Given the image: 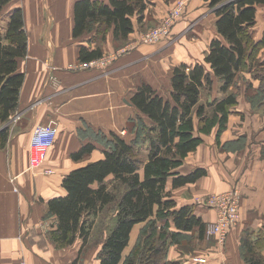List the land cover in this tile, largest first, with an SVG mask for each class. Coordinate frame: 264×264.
Instances as JSON below:
<instances>
[{
    "label": "crops",
    "instance_id": "crops-1",
    "mask_svg": "<svg viewBox=\"0 0 264 264\" xmlns=\"http://www.w3.org/2000/svg\"><path fill=\"white\" fill-rule=\"evenodd\" d=\"M25 1L28 4V0ZM77 1L51 0L50 3V0H43V16L40 13L38 16V0L34 4V7L39 6L37 15L34 9L26 8L23 0L18 4L25 11L28 53L18 63V70L25 74L19 108L8 123L0 124V264L21 261L75 264L73 245L58 249L48 237L46 225L52 223L55 228L57 223L56 217L48 213V202L66 195L63 180L71 171L104 157L99 137L108 138L110 132L127 140L134 137L128 129L135 127L141 114L131 96L140 84H150L163 94L160 88L163 74L168 73L166 87L171 89L169 66L200 62L201 52H207L211 41L218 37L216 15L210 19L202 8L201 28L196 29L197 36L191 41L183 40L182 44L172 46L142 45L116 55L106 69H78L79 48L88 46L90 36L73 37ZM189 1L201 7L209 5L207 0ZM152 3L155 4L154 18L159 21L167 10L166 3L164 0ZM149 12L147 8L142 24L149 22ZM135 24L136 30L129 41L142 31ZM186 25L185 21L179 22L174 31L179 33ZM251 33L257 43L255 56L261 79L252 72L241 73L237 80L239 82L244 76L249 78L248 89L245 85L237 95V104L219 140L215 128L203 137L204 143L177 170L181 175H188L196 169H204L206 175L195 184L174 190L169 184L178 206L192 205L195 214L207 225L216 221L217 212L203 200L237 188L241 193L239 222L230 229L225 240L206 236L199 240L197 237L195 250H185L182 244L187 241L173 245L168 254L171 261L202 264L195 263L192 258L203 256L206 264H264V111L262 108L263 112L253 111L246 98L249 95L247 97L264 105V82L261 81L264 80L263 4L257 7L256 24ZM116 51L111 33L104 44V54L113 55ZM48 123L58 128L56 143L46 151L40 165L32 168L30 140L33 129ZM5 127H8V136L3 140L1 129ZM89 143L95 146L94 151L75 161L72 155ZM140 225L143 224L132 231V240L136 237L133 232ZM177 247L182 248L181 252ZM193 250L195 255L190 254Z\"/></svg>",
    "mask_w": 264,
    "mask_h": 264
},
{
    "label": "trees",
    "instance_id": "trees-1",
    "mask_svg": "<svg viewBox=\"0 0 264 264\" xmlns=\"http://www.w3.org/2000/svg\"><path fill=\"white\" fill-rule=\"evenodd\" d=\"M207 1L216 15L218 37L211 41L204 62L176 66L169 97L150 84H140L131 96L141 114L138 120L144 121L135 125V130L139 126L136 136L127 140L115 134L113 140L107 139L104 157L71 171L63 180L66 195L48 202L49 215L57 219L48 237L56 248L64 249L80 240L82 250L92 238L96 218L110 205L116 207V223L103 242L99 264H181L169 260L170 245L185 240L192 244L193 234L199 240L205 238L207 224L195 214L192 205L179 207L172 191L195 184L206 171L196 169L181 175L177 170L215 128L219 140L237 104V95L231 93V88L239 75L259 72L257 43L251 29L256 24L257 7L264 5V0ZM9 3L10 0H0V14ZM146 6V0L77 1L73 37L90 36L88 46L79 48V63L103 57L104 44L111 33L114 47H124L135 31L134 18L142 24ZM2 20L0 124L8 123L19 108L25 74L18 70V63L28 53L23 10L15 8ZM214 79L220 82L222 96L202 102V92L211 91ZM7 136L5 127L1 137L5 140ZM99 139L102 142L105 137ZM142 143L143 149L139 147ZM94 149L91 143L85 144L72 158L80 161ZM109 179L114 181L113 187ZM170 183L173 190L169 189ZM139 224L145 225L142 240L124 257L132 231Z\"/></svg>",
    "mask_w": 264,
    "mask_h": 264
},
{
    "label": "rangeland",
    "instance_id": "rangeland-1",
    "mask_svg": "<svg viewBox=\"0 0 264 264\" xmlns=\"http://www.w3.org/2000/svg\"><path fill=\"white\" fill-rule=\"evenodd\" d=\"M35 1L36 0H28V4H27L26 1L23 0V3H24V5L26 6V8L28 10L32 11L34 9V11H35L34 15H37L36 9L39 8V6L38 7H34ZM38 1L40 2V8H39L38 16H39V13L43 16V14H45V12L43 13L44 8L42 7L43 0H38ZM152 1L153 0H146V4H147L146 9L149 8V10H150V12L148 13V16H147L148 20H149V22L147 23L148 25L146 23L138 24V18L136 17L134 19V22L137 23L139 28L142 30L140 35L137 38H132L130 41H128L125 44L124 47H122L120 49H117V51H116L117 54L115 53L113 55H110V54H106L105 53L103 55V57H101V58L102 59L106 58V59L110 60V62H108L105 66L104 65H100L98 63L97 66H92V67H88V68H82L81 67L82 63H80L78 65V69H82V70L90 69V68L106 69L115 61L116 55H118V54L122 55V54L127 53L128 51H130L132 49H135V48H138L139 46H142V45L153 46V45L162 44V45H165V46H172V45H175V44H178V43L182 44L183 40L191 41L192 39L196 38L195 36H197L196 29L197 28H201L200 25H199L201 16L199 17V15L201 14L200 10L202 8L205 9L204 10L205 12H207L205 14L206 16L210 17V19L212 17L215 18V16L213 15L215 13L213 12V9L209 5L208 6L207 5L206 6L203 5L201 7L200 4H198V5L191 4L189 0H185L186 1V8L184 10V13L181 16V18H179V20H177L176 23L173 24L170 36L167 39H164V40L162 39V40H160L158 42L146 44V43H144V38H145L146 34L149 33L151 30H155V28H158L159 26L162 25V23L165 20V18L170 14L172 8L175 6V4L179 0H164L165 3H166V6H167V10L164 13V16L159 21L154 18L155 4H153ZM154 1L156 2V0H154ZM157 1L159 2V0H157ZM19 3H21V0H10V3L4 8L3 12L0 14V24L1 25L4 24V22L2 20V18L4 17V14H6L10 10V8H12V10L15 9L16 7L17 8H21L23 10L24 18H25V11H24V9L22 7H20L18 5ZM50 3H51V0H50ZM39 20H40V22H42L43 21L42 17H39ZM155 21H156V23H155ZM182 21L187 22L186 28L184 30H182L181 32L178 31L179 33L175 32L174 31L175 26H177L178 23L182 22ZM207 22H209V21H207ZM25 26H26V22H25ZM135 30H136V25H135ZM27 36H28V34H27ZM163 43H165V44H163ZM206 53L207 52H205V51L201 52V56L198 59L200 62L202 61L203 56ZM101 58H100V60H101ZM195 63H197V61ZM195 63L189 62V63H186V65H190L191 66V65H194ZM182 64H185V63H182ZM169 67H170L169 68L170 74L172 75V71H173V69L175 67L171 66V65ZM246 72H251V71H246ZM252 74H253V76H256L257 78L261 79V76H259L258 72H252ZM167 76H168V73L167 74H163L161 76V84H160L161 87L160 88L163 91V95L166 96V97H169L171 89L168 90L169 87H166ZM51 78H52V76H50V80H52ZM238 78H240V75H239ZM247 80H249V78L247 79V78H245V76H244V79L239 80V82H238V80H236L235 85L231 88V93L233 92V93H235L236 95L239 96V94L242 93L243 88L245 87V85H246V87L248 89V83H247L248 81ZM243 81H244V83H242ZM261 81L264 82V80H261ZM219 85H220L219 80L214 79V83H213L211 91L207 90V91H203L202 92L201 101L202 102H208V101H212L216 97H221L222 94L219 92V87H220ZM247 96H249V95H247ZM247 96H246V98L250 102L253 111H256V112H259V111L263 112L264 111V108H263L264 105L261 104L259 100H254L252 97H247ZM261 108H262L263 111H261ZM195 120H196L195 122H196V126H197V124H198L197 119L195 118ZM142 122L144 123V121L140 122L138 120V122H136V124H139V123H142ZM48 124H51V123H48ZM135 128L136 127H134V128L131 127V128L128 129V130L132 131L134 136H136V134L138 133L139 126L137 125V129L136 130H135ZM58 133H59V131H58ZM115 134L122 137V135H120V134L110 132L108 138L105 137V139H103L102 145H106L109 140L110 141L113 140V137H114ZM107 139H108V141H106ZM140 139L142 140V137ZM139 147L141 149H143L145 147V145L142 143V144L139 145ZM44 156L45 155H43V157ZM109 185H110V187H113V185H115L114 181L113 180L111 181V179H109ZM120 191H121L120 188H118V192H120ZM115 209H116L115 205H110L104 211H102L100 213V215L96 218L95 224H94V228H93L92 238L89 240V243L87 244V246H84L82 248V250H81V241L80 240L76 241L75 245L72 246V248L74 249L75 254H76V260L74 261L75 264H96L97 262H99L98 257H99L100 251L102 249L103 242L106 240V237L111 232V230L114 228L115 223H116V211H115ZM50 225H52V223H50ZM144 226L145 225H140V227H137L135 229V232H133L134 235H136V237H135V239L133 237V240L131 239L129 246H128V248L126 249V251L124 253L125 254L124 257H126L127 255L132 253L134 248L137 246L138 242L140 240H142L141 237H142V230H143ZM158 226H159V224H157V227ZM53 228L54 227L52 226L51 230ZM49 232H50V229L48 228L47 233H49ZM205 236L206 237L209 236L208 233H207V229H205ZM209 237L213 238L214 236H209ZM195 238H197V236H195V234H193L192 244H190V243L189 244L188 243L182 244L181 243L183 245V247L186 248L185 250H188L190 248L194 249V246H195L194 239ZM181 244L179 243V245H181ZM172 246L173 245L171 244L170 247H169V250L172 249ZM175 246H176V244H175ZM177 249H178L179 252H181V250H182L181 247H177ZM194 250L190 252L191 255H195ZM168 254H169V251H168ZM196 258H199V257L194 256L192 259H193V261L195 263H198V262L195 261ZM200 258L206 259L203 256L200 257ZM94 262H96V263H94ZM206 263H207V261L205 263H202V264H206Z\"/></svg>",
    "mask_w": 264,
    "mask_h": 264
},
{
    "label": "built area",
    "instance_id": "built-area-1",
    "mask_svg": "<svg viewBox=\"0 0 264 264\" xmlns=\"http://www.w3.org/2000/svg\"><path fill=\"white\" fill-rule=\"evenodd\" d=\"M185 8L186 1L179 0L172 8L170 14L165 18L162 25L146 34L144 43H154L162 39H167L170 36L173 24L176 23L179 18H181ZM108 62H110L109 59L101 58V60L99 59L90 63L81 64V67L88 68L97 66L98 63L105 66ZM57 136L58 128L52 124L37 125L34 128L30 140V164L32 168H36L40 165L43 159V155L47 150L54 146ZM12 181H15L14 177L12 178ZM203 201L206 206L216 210L217 212L216 221L206 226L208 235L218 237L220 238V240H225L230 229L233 228L240 219V191L235 188L228 192L211 195ZM47 227H50L49 229H51L52 225H46V228ZM195 261L198 263H205L207 260L199 257L196 258ZM16 264L27 263L25 261H21Z\"/></svg>",
    "mask_w": 264,
    "mask_h": 264
}]
</instances>
